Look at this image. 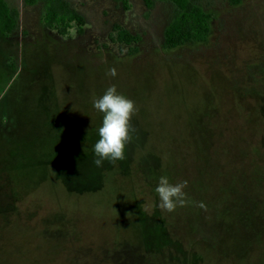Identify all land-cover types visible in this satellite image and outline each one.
<instances>
[{
	"label": "rangeland",
	"instance_id": "1",
	"mask_svg": "<svg viewBox=\"0 0 264 264\" xmlns=\"http://www.w3.org/2000/svg\"><path fill=\"white\" fill-rule=\"evenodd\" d=\"M6 1L0 264H264V0H200L207 39L170 49V2L69 0L87 23L60 35L41 2ZM114 23L140 36L134 53ZM112 85L135 131L97 167L93 102ZM161 176L188 181L186 206L159 208Z\"/></svg>",
	"mask_w": 264,
	"mask_h": 264
},
{
	"label": "trees",
	"instance_id": "2",
	"mask_svg": "<svg viewBox=\"0 0 264 264\" xmlns=\"http://www.w3.org/2000/svg\"><path fill=\"white\" fill-rule=\"evenodd\" d=\"M165 1L173 5L169 23L163 32L164 48H175L185 43L205 41L210 32V13L203 7L200 0H143L147 10L155 2ZM28 5L42 3L43 11L40 17L42 25L47 29H54L60 35L69 33L71 27L81 35L85 30L86 19L75 9L69 0H24ZM125 3V0H124ZM126 7V4H124ZM20 12L16 6L10 5L6 0H0V33L8 36L17 26ZM113 41L127 45L128 52L136 51L135 43L140 40L138 34L113 24Z\"/></svg>",
	"mask_w": 264,
	"mask_h": 264
},
{
	"label": "clouds",
	"instance_id": "3",
	"mask_svg": "<svg viewBox=\"0 0 264 264\" xmlns=\"http://www.w3.org/2000/svg\"><path fill=\"white\" fill-rule=\"evenodd\" d=\"M107 75L115 77L117 70L110 68ZM93 106L103 113L102 126L98 129L99 139L94 145V164L102 167L104 161L114 163L124 160L126 147L135 131L132 118L138 112V107L132 99L118 92L115 85L108 87L100 98L95 99ZM187 186V180L173 184L167 176H161L155 188L159 196V208L174 212L177 207L186 206L189 203L184 191ZM198 207L206 210L203 202H199Z\"/></svg>",
	"mask_w": 264,
	"mask_h": 264
}]
</instances>
